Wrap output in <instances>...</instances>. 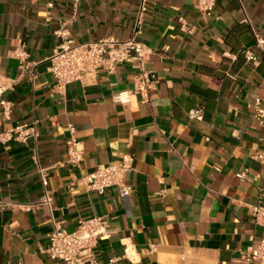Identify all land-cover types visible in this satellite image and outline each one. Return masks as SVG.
Segmentation results:
<instances>
[{
  "label": "crops",
  "instance_id": "obj_1",
  "mask_svg": "<svg viewBox=\"0 0 264 264\" xmlns=\"http://www.w3.org/2000/svg\"><path fill=\"white\" fill-rule=\"evenodd\" d=\"M142 0H0V76L17 79L6 93L13 103L9 123H39L26 142H0V201L27 204L53 193V220L73 231L80 220L105 217L109 236L100 239L96 264H242L241 252L258 245L264 229L253 215L264 211V62L256 57L254 32L264 38V0H217L203 18L199 0H147L137 39L151 55L145 64L159 84L150 103L132 95L135 63L113 74L101 69L95 83L54 88L48 58L68 36L87 43L113 36L135 37ZM184 18L190 32L181 29ZM26 53L25 69L15 51ZM206 107L203 121L188 112ZM76 127L84 157L70 164L66 140ZM133 156L120 198L70 190L73 179ZM39 168L47 170L44 185ZM165 190L161 197L159 192ZM53 226L44 209L0 211V264H63L45 250ZM153 247V252L149 248ZM129 252L126 254L125 249ZM264 264V263H255Z\"/></svg>",
  "mask_w": 264,
  "mask_h": 264
},
{
  "label": "built area",
  "instance_id": "obj_2",
  "mask_svg": "<svg viewBox=\"0 0 264 264\" xmlns=\"http://www.w3.org/2000/svg\"><path fill=\"white\" fill-rule=\"evenodd\" d=\"M30 2H43L48 8H54L56 0H29ZM75 6L82 0H73ZM147 0H142L138 14L137 25L139 26L135 37L130 40H120L117 37L109 36L97 41L87 43H76L68 36H62V41L51 57L48 58L49 72L55 80L54 88L63 92L72 83L80 82L85 85L95 83L98 79V72L106 70L108 74H113L120 65L135 63L139 74L135 79L133 90L118 94L114 97V102L118 104H128L132 95H139L143 103H150L151 94L159 84L156 73L145 68L149 60L151 50L136 37L140 33L139 28L143 22L147 9ZM217 0H199V10L203 18H208L214 14ZM181 29L190 32L189 24L184 18H179ZM256 47L261 53V58L256 57L250 50L242 51L246 62L254 66L264 62V38L254 32ZM17 58L21 60V68L25 69L24 60L26 53L22 49L15 51ZM17 79L0 76V121L9 123L13 113V103L6 98V93L12 90L17 84ZM206 107L198 104L188 112L191 121L201 122L204 119ZM255 118L264 127V109L260 106L255 108ZM39 123L32 121L24 124H12L0 130V142L9 144L11 142H26L38 135ZM69 137L66 140L68 162L80 166L83 161V151L80 149L81 143L76 137V127L69 126ZM264 153L255 158H262ZM133 156L124 154L118 163L100 166L96 170L78 179H73L70 183V190L82 183L84 191H94L102 197H107L110 188L118 189L119 197L124 199L129 197L133 188L127 184L126 176L132 170ZM39 175L44 185L48 182L47 170L39 168ZM163 197L165 190L159 192ZM7 207H17L23 211L44 209L51 218L52 232L50 234V244L45 250L50 259L63 264H96V248L101 238L109 236V223L105 217H94L80 220L73 231H68L62 222L53 220V193L46 191L38 200L27 204L4 203L0 201V211ZM255 220L264 229V211L255 208L253 212ZM153 247L149 252H153ZM129 252L128 248L125 253ZM240 260L242 264L264 263V234L258 245H252L247 250L241 252Z\"/></svg>",
  "mask_w": 264,
  "mask_h": 264
}]
</instances>
